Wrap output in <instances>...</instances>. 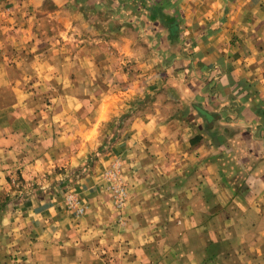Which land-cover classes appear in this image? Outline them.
<instances>
[{
	"label": "crops",
	"instance_id": "crops-1",
	"mask_svg": "<svg viewBox=\"0 0 264 264\" xmlns=\"http://www.w3.org/2000/svg\"><path fill=\"white\" fill-rule=\"evenodd\" d=\"M0 15L19 50L7 78L32 62L86 98L53 119L0 112V264H264V0H0ZM113 134L71 187L81 211L61 191L14 202V171L75 166Z\"/></svg>",
	"mask_w": 264,
	"mask_h": 264
},
{
	"label": "rangeland",
	"instance_id": "rangeland-1",
	"mask_svg": "<svg viewBox=\"0 0 264 264\" xmlns=\"http://www.w3.org/2000/svg\"><path fill=\"white\" fill-rule=\"evenodd\" d=\"M84 13L85 15H87L86 11H84ZM67 16H69V14L64 15V17H66L64 19H67ZM3 18V15H0V26L1 24H5V20ZM50 22H53V20H51ZM3 30L4 28L0 29V107L3 108V110H0V112H3V114L6 115V117L4 116L5 118H7V115L8 118H13L14 115L13 113H11L13 112V110L11 109L14 108L15 103L16 107L19 106L18 102L27 105L24 107L27 110H23V113H25V115H23L24 117L31 116L32 118L53 119L54 116L59 114L60 107L62 110L64 104L68 105L69 102L73 103L79 102L81 100H86V98H82V94L75 92L72 94L70 93V85H72V82L69 78H50V76L42 78L34 76L35 72L32 71V67L35 66V63L32 62L25 65V78L15 77L14 75H17V71L19 70H17L16 68H14L15 66H13L15 64V62L13 61V57H16V54L13 53H18L19 50H16V45L12 44L13 36L11 34L14 33L13 30H9V33L4 32ZM76 31L74 29H71L67 33V37L63 36L64 41L68 42V44H65L64 49L70 48L71 42L74 41L73 39H69L71 36H78L80 33L85 32L83 28L76 29ZM48 48L46 49V51L49 50ZM45 63L46 64L44 66H50L49 69H51V66H53L54 61H47ZM8 70H12L11 72L14 74L11 75L9 78L5 76ZM13 87L15 88L16 94L10 90V88L14 89ZM17 88H20V90H22L23 92H17ZM97 96L100 98L102 95ZM143 96L144 95H141L140 97H142V99L138 100L141 105H145V103L147 102V99ZM126 97V100L130 102L132 97ZM96 99L97 98L94 97L92 100ZM78 112L85 113L86 111L80 110ZM129 112L130 111H124L122 109V111L114 113L110 120L107 123L105 122L104 125H102V129L106 128L109 130L114 129V131L118 130V128L121 127L120 125H123V122L124 120H126L128 114H130ZM0 117H2L1 114ZM115 138L116 134H113V137H110L109 139L107 136L104 142H100L97 146L93 147L92 149H89L83 158H79L78 164L72 167L69 165L57 166L51 172L49 171L44 174L33 175L32 178L27 179H24L21 174L18 173V171L16 173L14 171L12 173L13 177L8 176V182L11 183L13 189L15 190V192L11 194L14 199V202L18 201L19 198H25V196L29 197L35 192H37L38 194L41 192L48 193L49 195L53 196V194H55L57 191H61V193L64 194V196L66 197V199H68V204L70 205V207H75L76 210L81 211L82 207L79 205V200L76 195V192L71 187L74 186L73 183L75 181L81 179V177L85 173H87L88 170H90L95 164L96 160L98 159L97 152L102 149H109L110 145L112 144ZM116 166H118L117 160H115L111 164L110 168L107 169L105 172L106 178L111 180V182L118 180L117 176L113 172V169H116ZM115 184L119 183L115 182L113 186ZM110 192V200L112 202V207L116 209L115 211L117 212V209L119 208L122 202H120V198L114 190V187L113 190H111ZM7 198L10 197L5 196L4 194L1 195L0 210H2V214L5 210V204L9 203L7 202ZM0 223L5 225L0 226V246H3L5 248V245H7V240H10L7 239L8 236L6 234L8 233L4 231L5 227L7 226V223L5 222V219H3L1 222V218ZM4 256L7 257V255ZM8 258L10 261L15 262L16 259H18V256L17 254H11L8 255Z\"/></svg>",
	"mask_w": 264,
	"mask_h": 264
},
{
	"label": "built area",
	"instance_id": "built-area-1",
	"mask_svg": "<svg viewBox=\"0 0 264 264\" xmlns=\"http://www.w3.org/2000/svg\"><path fill=\"white\" fill-rule=\"evenodd\" d=\"M113 187H114V190L116 191V193L118 194V196L120 198V202H122V200L126 194L124 186L121 184H115Z\"/></svg>",
	"mask_w": 264,
	"mask_h": 264
},
{
	"label": "trees",
	"instance_id": "trees-1",
	"mask_svg": "<svg viewBox=\"0 0 264 264\" xmlns=\"http://www.w3.org/2000/svg\"><path fill=\"white\" fill-rule=\"evenodd\" d=\"M263 111V110H262Z\"/></svg>",
	"mask_w": 264,
	"mask_h": 264
}]
</instances>
